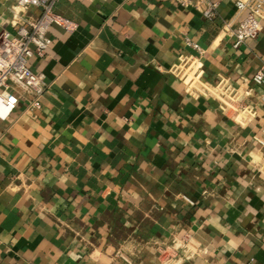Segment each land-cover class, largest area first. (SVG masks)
<instances>
[{"label":"crops","instance_id":"crops-1","mask_svg":"<svg viewBox=\"0 0 264 264\" xmlns=\"http://www.w3.org/2000/svg\"><path fill=\"white\" fill-rule=\"evenodd\" d=\"M205 20L176 0H59L71 32L29 68L48 84L42 107L7 91L0 121V264H264V21L233 48L221 33L232 0ZM21 12L0 0V32ZM233 24L232 30H235ZM185 38L203 53L188 47ZM203 78L185 83L181 60ZM238 91L249 121L222 109Z\"/></svg>","mask_w":264,"mask_h":264},{"label":"built area","instance_id":"built-area-1","mask_svg":"<svg viewBox=\"0 0 264 264\" xmlns=\"http://www.w3.org/2000/svg\"><path fill=\"white\" fill-rule=\"evenodd\" d=\"M21 12L35 8L39 14L31 19H22L17 23L14 33L0 32V121H6L15 108V102L6 93L21 92L30 95L26 111L32 114L42 107V100L48 89V84L42 74L33 72L28 62L34 55L43 57L51 45L49 31L53 26H59L68 32L73 30V24L56 12L59 0H3ZM180 7L190 8L199 13L205 20L214 21L220 16V5L213 0H176ZM235 8V19L223 20L221 33L231 35L233 48L238 49L247 40L256 39L262 31L264 21V0H232ZM236 24L235 30H232ZM185 44L203 53L198 44L185 38ZM178 74L185 83H195L203 77V67L197 57L186 56L181 60ZM255 88L263 89L260 101L264 103V66L248 81ZM238 91L229 86L215 88L214 97L222 104V109L237 122H248L249 112L245 104L237 99ZM191 259V253L185 250L183 256L169 258L162 264H174Z\"/></svg>","mask_w":264,"mask_h":264}]
</instances>
